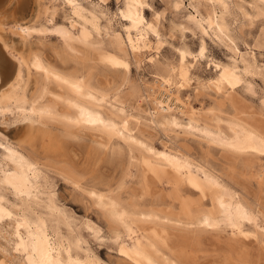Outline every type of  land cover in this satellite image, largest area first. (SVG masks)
<instances>
[{"label":"bare ground","instance_id":"6f19581e","mask_svg":"<svg viewBox=\"0 0 264 264\" xmlns=\"http://www.w3.org/2000/svg\"><path fill=\"white\" fill-rule=\"evenodd\" d=\"M59 1L68 9L67 27L57 24L55 21L56 5ZM170 1H172L171 4L176 12H184L187 10L186 7L192 8L190 0H187V6L185 5L186 0ZM206 1L216 8V11L208 19L201 17L196 10L194 11L196 15L190 11L184 15L185 20L193 25L199 33V48L196 55L199 58L206 57L205 39L227 47L231 53L232 64L224 67L223 72L239 81L246 93L253 94L252 83L246 79L247 67L239 58L240 54L235 46L236 41L231 25L234 26L235 23L243 25V22L252 25L258 21L261 22L264 17V0H253L256 4L253 5L251 13L246 12L241 5L232 6L228 0ZM36 3V18L42 19L43 22L37 23L38 21H36L25 27L23 15L28 12L29 0H0V119L12 122H28L27 126L18 132L17 138L19 140L17 141L19 143L17 141L11 142L0 134V208L12 214L11 219L5 218L4 220L13 225L11 232L6 231L0 225V239L4 240L5 245L9 248L8 252L11 251L8 254L10 256L9 261H15L16 264H29V257L33 255L31 251L25 254L23 250L20 253L14 250L15 245L19 243L16 235L17 224H22L24 227L20 229L21 236L29 241V234L31 233V237H34L35 242L41 246L47 241L52 260L59 262V264H105L90 251L82 234V231H86L97 237L100 235L98 228L91 225L87 220L77 222L72 215L74 213L71 214L63 206L55 204L49 198L46 191L50 188L51 179L31 160L25 150V148L31 149L36 134L37 137L39 136L43 152L46 154L59 153L65 150V144L68 140L78 137L79 132L87 131L98 132L99 134V137L92 141L95 153L102 151L105 153L107 149H111L112 155L121 156V148H114L110 144L112 138L116 137L127 145L129 152L132 151L131 147H133L145 153L153 164L152 169L166 170L178 175L181 179H187L193 184L205 188L210 199L208 208L194 207L192 209V201L183 200L179 207V213H165L163 215V219L174 220L175 223L186 226V230H193L197 234L192 240L185 241L188 246L179 247L177 256L196 260V249L201 238L198 233L209 230H229V239L239 249L238 252H235V258L229 254L223 260V264H227L229 261L233 264H249L247 260L249 253L241 239L238 238V234L243 232V225L251 221L250 224L255 231H260L264 236V213L262 211L248 206L243 199L226 187L220 177L216 175L217 173H214V170L212 171L206 165L194 164L191 160L181 158L178 155L179 152H174L166 147L157 149L133 136L127 128L125 107L121 104H110L107 95L90 86L82 74L77 72L64 73L50 64L40 50L32 49L30 46L26 49H18L6 38L7 33L14 32L25 45L29 43L34 34L53 33L62 42L60 61L78 64L81 60V54L70 46L69 41L73 38L71 31L82 29L86 33L91 29L87 27L89 25L95 29L96 35L108 40V44L112 45L111 47L114 46L117 54L124 58L121 57V60L117 59L110 64L118 65L127 74L129 72V63L126 60L128 51L137 53L142 45L149 50L151 48L149 36L156 40L162 38L161 35L145 24L142 11L146 5V0L118 1L115 16L120 22L116 20L120 24L122 33L113 35L108 13L102 9V4L100 5L94 0H36ZM125 17H129V19ZM98 19H104L106 25H99ZM186 26H180L179 30L181 32L186 29L190 30ZM190 31L192 32V30ZM259 38L264 40V29L260 31ZM184 50L189 52L187 47ZM250 58L252 65L256 66L252 54ZM237 63H241L242 66L240 67ZM164 70L168 74L159 72L156 75L160 85L154 91H139L131 87L129 95L136 102L133 106L134 115L154 127L164 130V133L166 132L165 129L168 128L183 127L188 133L197 134L207 145L217 146L233 155L248 154L254 157L264 155L263 125L242 121L237 117L222 119L218 114L219 110L216 108L208 110L212 116L213 124L199 121L197 114L200 111L195 110L189 99L183 100L180 97L182 86L179 79L172 74L173 68L165 66ZM40 75L44 85L40 87L39 92H34L31 90L32 79ZM49 81H53L57 87L65 89L73 98L71 100L65 99L69 112H65L66 114L62 115V119L51 114L62 120L65 124L63 130L57 133L42 134L39 132V127L35 128L34 125H45L42 120L51 118V109L48 106L37 107L36 102L44 93L45 86ZM210 87L222 99L227 101L230 99L221 80L211 81ZM126 91L128 92V90ZM228 102L234 106V101L229 100ZM102 103H109V107L114 109L122 119L115 122L111 117L104 116L99 109ZM260 104L264 107V102ZM52 107L54 106L52 105ZM90 120L95 122L90 123ZM253 149L256 150L253 151ZM247 176L250 182L264 191L263 167L250 168ZM88 195L104 215L103 218L115 225L109 237L118 244L119 251L123 255L128 256L138 264H174L169 258L164 257L155 238V233L150 235L143 228L141 223L144 224V221H140L138 226L128 224L127 219L130 212L120 205L117 197L98 189H93ZM142 215L149 219L156 218V213L153 210L145 211ZM126 238L131 240L126 241ZM254 238L257 239L256 235ZM144 247H147L151 253L158 255L161 261L154 260L151 253L146 252Z\"/></svg>","mask_w":264,"mask_h":264},{"label":"rangeland","instance_id":"374dc122","mask_svg":"<svg viewBox=\"0 0 264 264\" xmlns=\"http://www.w3.org/2000/svg\"><path fill=\"white\" fill-rule=\"evenodd\" d=\"M94 1L102 4V9L108 13L107 15L111 20L112 35L121 34L120 22L115 16L119 0ZM228 1L232 6L241 5L249 13L252 12V7L256 4L253 0ZM190 2L192 8L186 7L187 10L184 12H176L170 0H146V5L142 11L145 24L161 35L162 38L156 40L149 36L151 45L149 50L142 45L137 53L128 51L126 60L129 63V72L127 74L118 65L110 64L117 59L121 60L123 57L117 54L114 46L111 47L112 45L108 44V40L96 35L95 29L89 25L87 27L91 29L88 28L89 31L86 33L82 29L71 31L73 38L69 41L70 46L81 54V60L78 64L60 61L62 42L53 33L34 34L29 43L25 45L14 32L7 33L6 38L18 49H26L30 46L32 49L40 50L50 64L64 73L77 72L82 74L90 86L107 95L110 104H121L125 107L127 128L133 136L157 149L166 147L174 152H179L178 155L181 158L191 160L194 164L206 165L212 171L214 170V173H217L216 175L220 177L226 187L243 199L248 206L252 209L258 208L264 213V191L250 182L247 176L250 168H264V155L258 157L248 154L233 155L217 146L207 145L197 134H190L183 127L168 128L165 129L166 132L164 133V130L158 129L134 115L133 106L136 102L129 95L131 87L139 91H154L160 85L156 75L159 72L167 73L164 67L168 66L173 68L172 74L179 79L182 86L181 99H189L195 110L200 111L197 114L199 121L213 124L212 116L208 110L216 108L219 110L218 114L222 119L237 117L242 121L261 124L264 127V107L260 104L264 102V40L259 38L260 31L264 29V17L261 22L258 21L252 25L247 22H243V25L240 23L231 25L236 41L235 46L240 54L239 58L247 67L246 79L252 83L253 94H250L244 91L243 85L239 81L223 72L224 67L232 64L231 53L227 47L205 39L206 57L199 58L196 55L199 48V33L193 25L185 20L184 15L187 11L196 15L194 12L196 10L201 17L208 19L216 11V8L206 0H190ZM35 3L36 0H29L28 12L23 15L25 27L36 21H38L37 23L43 22L42 19L36 18L37 3ZM187 3L186 0V6ZM56 7V23L67 27L68 9L60 1ZM97 23L106 25L104 19H98ZM184 25H187L186 27L192 30L194 35L188 29L181 32L179 28ZM123 37L125 38V35ZM100 40L101 43H99ZM185 47L187 50L189 49L188 53L185 52ZM251 54L256 66L251 63ZM153 61H155L154 65ZM237 64L242 66L241 63ZM218 79L223 83L229 100L234 101V106L228 102L229 100H224L218 96L215 90L210 87L211 81ZM42 85L44 83L40 75L32 79L31 90L39 92L38 90ZM72 98V95L65 89H61L57 87L56 83L49 81L45 86L44 93L38 98L36 106H48L51 109L50 115L53 114L62 119V115L69 112L65 99L71 100ZM109 103L100 105L101 113L111 117L115 122L120 121L122 117L109 107ZM54 116L51 115V118L47 120L43 119L45 125H34V127H39V132L42 134L57 133L63 130L65 124L60 118ZM27 124V121L12 122L0 119V134L9 141L15 142L19 140L17 138L18 132ZM41 133L39 134L41 135ZM98 137V132H79L78 137L66 142L65 150L59 153L46 154L42 151L39 136L37 137L35 134L36 139L32 141L31 149L25 148L31 160L51 179L50 188L46 191L49 198L55 204L63 206L71 214L74 213L72 215L77 222L87 220L100 231V235L97 237L82 231L87 247L95 256L104 261L105 264H138L128 256L123 255L119 251L118 244L110 239L109 235L115 225L103 218L104 215L88 195L93 189H98L119 199L120 205L130 212L127 219L128 224L138 226L140 221H144V224L141 223L143 228L150 235L155 233V238L164 257L169 258L174 264H223L227 255L230 254L235 258V252H238L239 248L229 239V230H209L198 233L201 238L196 249V260L177 256L179 247L188 246L185 241L192 240L197 234L193 230H186V226L175 223L174 220L163 219V215L165 213H179V207L183 200L192 201V205L186 201L192 209L194 207L208 208L210 199L205 188L200 185L199 187L187 179H181L178 175L166 170L152 169L153 164L145 153L133 147H131L132 151L129 152L127 145L116 137L112 138L110 144L114 148H121V156L112 155L111 149H107L105 153L103 151L95 153L92 141ZM17 142L19 143V141ZM149 210L156 213V218L143 217L142 213ZM133 212L135 214H131ZM3 221H0L1 227L11 232L13 225L7 220ZM152 224L153 226H151ZM154 226L158 230H155ZM60 228L63 231L62 227ZM242 229L243 232L238 234V238L241 239L249 253L248 263L264 264V236L260 231H255L249 222H246ZM254 235L257 239L254 238ZM125 240L130 241L131 239L126 238ZM8 249L4 240L0 239V262L16 264L15 261H9L10 256L8 254L11 251L8 252ZM144 249L146 252H150L147 247ZM151 255L154 260L161 261L155 253H151ZM227 264L233 263L229 261Z\"/></svg>","mask_w":264,"mask_h":264},{"label":"snow or ice","instance_id":"6c2138e0","mask_svg":"<svg viewBox=\"0 0 264 264\" xmlns=\"http://www.w3.org/2000/svg\"><path fill=\"white\" fill-rule=\"evenodd\" d=\"M126 19H129V17H125ZM90 123H93L95 121H89ZM256 149H253L255 151ZM23 195V193H21ZM95 195V194H93ZM5 218L11 219L12 214L10 212H6L4 209L0 208V220H4ZM251 223V221H249ZM24 227L22 224H17L16 229V235L19 239V243L15 245V251L17 253H20L22 250L25 254H27L29 251L33 253L31 257H29V264H59V262H55L52 260L50 255V247L47 246V241L44 242V245L41 246L37 242H35V238L31 237L30 240L26 241L23 236H21L20 229ZM0 264H3V262H0Z\"/></svg>","mask_w":264,"mask_h":264}]
</instances>
